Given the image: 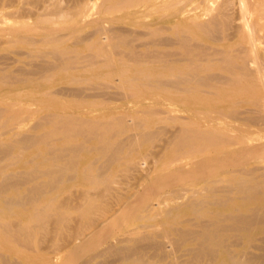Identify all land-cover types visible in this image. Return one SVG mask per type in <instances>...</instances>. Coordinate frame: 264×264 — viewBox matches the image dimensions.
Segmentation results:
<instances>
[{"label": "bare ground", "instance_id": "6f19581e", "mask_svg": "<svg viewBox=\"0 0 264 264\" xmlns=\"http://www.w3.org/2000/svg\"><path fill=\"white\" fill-rule=\"evenodd\" d=\"M71 1L0 12V264H264V0Z\"/></svg>", "mask_w": 264, "mask_h": 264}, {"label": "rangeland", "instance_id": "374dc122", "mask_svg": "<svg viewBox=\"0 0 264 264\" xmlns=\"http://www.w3.org/2000/svg\"><path fill=\"white\" fill-rule=\"evenodd\" d=\"M10 1L11 0H2V2L0 3V12L1 13H3L4 11L9 12V13H14V11H16V9L13 6L10 7ZM54 1L57 2L58 5L61 8L64 7V9H68V8L74 6L77 3V2H72L71 0H54ZM79 1H80V3H85V2L88 1L91 4L98 6L99 4L102 3L103 0H90V1L89 0H79ZM5 5H8L9 7H6ZM122 26L126 27V25H122ZM62 33H65V32H62ZM6 34H7V32H0V58L2 59L0 61V66H4V67L7 66V67H10V68L14 69V68H17V67H20V66L24 65L23 62H19V61L16 62V59L18 58V55L14 54L15 51L16 52H21V51L24 50V48L22 46H14V45H12L9 42V38L6 36ZM14 60H15V62H14ZM135 69L136 68L133 67L131 69V71H134ZM58 86H61V85H57V87ZM251 108L252 107L248 106V105L241 106V110H249ZM27 115L28 114H23L22 116L26 117ZM33 123H34L33 119L28 121L27 125H26V128H29L30 126H32ZM28 154H29V152H28ZM161 160H163V159H161ZM7 161H9V160H7ZM7 161L6 160L5 161H1L0 165L5 164ZM256 161H257V163H259L261 160L260 159H256ZM153 165H154L153 158L152 157H148L147 158V166H145V168L153 167ZM17 169H23V168H17ZM159 218H161V216H159ZM166 244L167 245L169 244L168 239L166 240ZM256 244H260V242H257ZM1 251L2 250H0V252ZM256 253H258V251H256ZM7 254L10 255V257L13 258V259L18 258V256L14 252H12L11 254L10 253H7ZM183 254H184L183 253V247H179L177 252H176V254H175V258H179L178 260L180 261L181 259H183V257H181V256H183ZM54 260L56 261V259H54ZM170 260H168V261H170ZM99 261H100V259L98 260V262Z\"/></svg>", "mask_w": 264, "mask_h": 264}]
</instances>
